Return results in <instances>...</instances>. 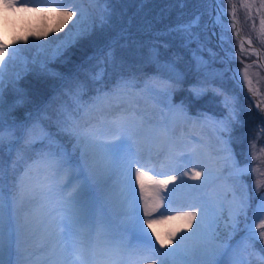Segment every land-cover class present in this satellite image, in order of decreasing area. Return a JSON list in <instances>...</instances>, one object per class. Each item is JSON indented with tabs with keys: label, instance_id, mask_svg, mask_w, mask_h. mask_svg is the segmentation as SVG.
<instances>
[{
	"label": "rangeland",
	"instance_id": "1",
	"mask_svg": "<svg viewBox=\"0 0 264 264\" xmlns=\"http://www.w3.org/2000/svg\"><path fill=\"white\" fill-rule=\"evenodd\" d=\"M214 1L168 0L167 5L175 11L173 18L175 22L168 19L145 18L144 7L149 0H107V3L97 2V0H16V9H6L3 0L0 2V35L10 45L9 55L0 61L4 76L5 123L3 132H8V135L12 136L10 132L14 130L17 134L13 140L6 138L7 143L2 144L5 145L6 155L2 156L3 161H0L2 165L0 168L3 169L4 174L3 182L0 183V198H2L6 213L8 209L11 211L17 200L16 183L13 184V188L9 189L7 175L11 178L15 177V182L16 178L37 161L39 155L47 151L50 146V141L47 139L38 140L33 144L27 143V149L34 154L33 157L24 160L21 149L18 158L14 159L13 150L18 147L11 145V141L18 139L17 142H19L20 139H25L28 129L32 128L33 124L40 126L33 129L34 136L39 137L40 128H43L52 141L72 153V145L75 141L67 133L60 131L58 122L68 123L66 117L70 116L81 127L91 125L107 131L108 122L124 117L130 132L135 134V143L140 138L164 143L168 138L169 146L181 150L184 148L183 154H180V158L175 161L176 170L180 169L183 172H188L187 167H195V170L199 171L201 158L198 159V156L203 154L205 145H208V142L211 143L203 136L206 132L205 124H209L211 126L209 135H221L223 142L220 146L224 149L219 156L213 157L214 160L213 158L209 160L211 165L208 171L232 178L219 182L215 176L214 179H209L211 183L208 181L207 187L204 183L192 189L188 195L182 193L183 186L180 183L171 182L170 186L166 189L162 188L159 192L163 200L161 209L164 210L165 216L172 217L176 212H182L188 208L196 210L198 205L208 209V215L204 220L207 228L205 235L211 236L212 244L218 249L214 263L218 262L216 260H222L225 264H264V240L255 238L258 232L264 231V229L255 227L261 220H264V211H262L264 209V199H262L264 198V185L256 187L257 180L264 181V139H261L264 137V68L257 57V51L252 50L246 44H243V50H241L240 42L233 34L232 28L225 29V25H230V22L220 15L218 9L215 8ZM220 1L227 9L228 15L233 11L232 6L235 5V14L240 20L244 33L260 47L264 58V27L261 26V20L264 19V0ZM151 2L152 4L157 3H154V0ZM244 3L252 7L244 8L242 7ZM61 5L83 11L82 26L89 27L88 33L66 50L72 63H83L81 72L84 74L80 73L76 76V81L70 84H67L68 79L75 74L70 76L67 74L69 71H62L58 74L62 66L69 67V61L63 56L65 51L59 55H51L56 46L54 38L63 37L67 28L59 33L50 31L57 23V17L52 13L39 11L45 8H58ZM105 7L109 9L110 15L107 20L101 22ZM129 10L135 14L133 17L136 24L138 23L135 34H132L130 30H125L123 26L132 21V17L121 22L124 13ZM166 15L168 16V10ZM142 16L144 20L141 19ZM76 19H80L79 11L74 21ZM5 20L8 22L7 25H5ZM110 26H115L118 31L121 28L119 32L128 35L119 47L114 44L116 39L109 42L114 36L112 28H107ZM68 27H71V22ZM102 29L109 34L102 33L103 36H98ZM45 31H48L46 38H38L34 35ZM221 36H224L228 43L222 41ZM13 37L17 38L15 44L12 43ZM22 37H27V43L20 39ZM102 45L103 50L100 51ZM95 48L100 52L91 50ZM13 49L17 51L13 52ZM109 53L112 54L110 57ZM103 54H107L108 59H103ZM43 59H46V64L54 65V70L49 74L42 75L33 71L32 61ZM127 59L135 63V69L144 71L143 68H145L148 76L145 79L120 77V81L129 82V86L120 89L117 98L112 103L101 104L88 111L77 110L74 94L70 90L79 83L80 78L88 73L84 61L87 60L88 65H93L94 69L98 65L96 71L106 74L108 69L114 71L120 66L128 65ZM168 65H172L174 71H170ZM237 69L240 72L239 76ZM245 69H247V80L243 79ZM88 74L82 81H86ZM94 74L93 71L92 75ZM45 75L53 76V78H46ZM58 81L60 84L50 99L41 103L45 98L41 89L51 87ZM248 81H251L250 87ZM91 82H93L92 78L88 80V83ZM87 87L88 85H85V89ZM58 88L61 90L56 94ZM200 88H203L205 93L197 97L193 89ZM83 97L82 94L80 103ZM183 98H188L191 105L184 103ZM225 98L228 99L227 107ZM40 103L41 105L35 110H29L27 107ZM185 104L188 109L198 110L199 113H207L205 109L207 107L216 110L217 113L201 114L199 115L201 119L196 118L197 126L191 127L188 132L172 133L168 127L171 122L165 121L166 117L180 111V106L184 108L186 115H189ZM24 108L28 111L21 115ZM205 116L211 119L205 120ZM256 118L258 120L254 122ZM220 120H226L228 131H221L220 126L213 122ZM164 129L167 132L165 137H161ZM53 131L66 142L52 139ZM170 140H175V143L169 142ZM134 144L132 145L133 151L138 149ZM52 150H56L55 144H52ZM73 158L78 159V154H73ZM233 160L240 167L250 165L252 171L243 175L240 180H235L231 167ZM16 167L18 168L17 174ZM144 170L149 171L148 175L155 179L159 177L157 180H167L170 176H174L175 172L174 168L171 170L166 168L160 177V171L152 167L144 168ZM69 173H60L46 166L33 167L30 170L32 178L47 177L46 184L53 181L58 183L67 181ZM135 188L137 196L132 197L131 200L129 197L128 201L116 202L118 207L131 210L135 208L138 201L142 212L143 201L138 196L139 186ZM239 188L237 199L232 202L231 198ZM198 190L200 192L195 195ZM194 195L201 199L196 206L187 200L188 197ZM165 196L185 199L186 203L170 210L163 198ZM212 196L215 197L214 201ZM241 201H244L245 207L243 212L237 216ZM124 202L128 204L123 205ZM159 217L160 215L155 218ZM173 220L157 224V231L161 235L173 231L175 224ZM234 220L236 221L235 227L233 226ZM154 239L155 236H153ZM186 242L187 240L184 244L193 249L198 243L193 240L188 245ZM156 247L159 248L157 245ZM172 247H175V242ZM160 251L165 252L168 249H160ZM175 259L184 264L179 257ZM186 259L187 264H205L204 256L195 249Z\"/></svg>",
	"mask_w": 264,
	"mask_h": 264
},
{
	"label": "snow or ice",
	"instance_id": "2",
	"mask_svg": "<svg viewBox=\"0 0 264 264\" xmlns=\"http://www.w3.org/2000/svg\"><path fill=\"white\" fill-rule=\"evenodd\" d=\"M97 2L107 3V0H97ZM6 9H16V0H3ZM244 8H250L252 5L244 3ZM232 21L230 25H225V29L229 27L234 29L236 26L235 5L232 6ZM26 10V9H25ZM39 11L52 13L57 17V23L50 31L59 33L67 28V32L63 37H56V46L52 50L51 55H59L72 47L78 40L83 38L89 31L88 26H82L84 23V13L78 9L65 7L63 5L58 8H45ZM79 11L80 19L74 18ZM109 9L104 8L101 16V22L109 18ZM224 16L228 15L227 10L223 12ZM198 20V17H197ZM71 22V27L68 25ZM5 20V25H7ZM261 26L264 27V19L261 20ZM238 36V33H234ZM39 37H47L48 31L34 34ZM24 43H27V37L20 38ZM220 39L225 43L224 36ZM17 38L13 37L12 43L15 44ZM43 47V46H41ZM243 50V43L239 45ZM10 45L6 43L3 36L0 35V61H3L9 55ZM17 49H13V52ZM112 54L109 53V57ZM108 59V57H106ZM33 64L44 67L46 59L33 60ZM27 66V65H26ZM170 71H174L172 65H168ZM237 75H240L237 69ZM19 79V75H17ZM243 79L247 80V69L243 74ZM95 83V96L91 98L89 104H82L81 96L85 90V85L79 84L74 94V101L78 109L88 111L90 108H95L101 104H110L117 98L120 89L129 86V82L121 80L114 88H108L104 84V73L97 72L92 77ZM249 87L251 81H248ZM197 97L205 93L203 88L193 89ZM3 93H4V76L3 68H0V145L4 143V112H3ZM225 106H228V99L225 98ZM183 111V109H181ZM234 116V113H233ZM68 123L64 124L58 122L60 131L67 133L72 137L75 143L72 145V153H69L62 146L51 140V137L40 128L41 135L39 137L33 135V129L39 128V124H33L32 128L28 129L26 134V143L33 144L38 140H49L50 146L47 151L39 155L37 161L25 169L24 173L16 178L17 189V203L23 201L30 194H37L46 187L47 177L30 176V170L33 167L46 166L47 168L55 169L60 173L72 172L76 183L66 185L71 187V192L64 200V213L61 223L64 229L61 233L63 242L60 245L61 252L65 257L70 256L71 259L68 264H90L89 256L92 257V264H95V258L98 255H103L107 259L103 260L101 264H121V260L125 253L129 256L138 257L139 261H151V264H176V259L179 257L184 264H187V257L195 249L200 252L205 259V264H214V257L217 255L218 249L213 246L211 236L201 238L200 241L190 248L184 244V241L191 239V236L181 235L177 240V233L181 228H177L166 235H161L157 231L156 225L166 220L179 219L183 220L182 228L191 230L193 222L197 220L199 213L200 222L196 224V229L200 230L204 224L207 212L206 210L197 209L196 211L179 212L175 217L165 216L161 213L159 218H155V213L163 207V200L159 196V192L167 188V185L177 180L176 176H170L167 180H157L153 176L148 175L141 167L133 168L135 161L131 159L132 145L135 143L134 133H131L127 121L124 117L113 119L108 122L107 131H103L96 126L81 127L74 119L66 117ZM205 120H210V117L205 116ZM220 126L221 131H228L226 120L213 121ZM164 129L163 133L166 134ZM14 135V130L10 132ZM52 144H55V151L52 150ZM73 154H78V159L73 158ZM232 175L235 180L252 171L250 165L240 167L233 160ZM77 169L79 170L77 172ZM119 171L124 177V184L121 186L119 195L125 201L129 197L136 196L135 186H139V199L143 201L142 212L138 201L134 209H131L125 214L126 231L134 234L136 243L130 244L124 236L114 235L105 225L102 214L106 205L110 204L116 197L117 193L110 188L103 186V179ZM189 172H184L183 175H189ZM204 173L196 171L193 167L191 176L194 179H200ZM211 172L207 171L206 179H211ZM3 169L0 168V183L3 182ZM31 181V184H29ZM97 187H93V183ZM264 185V181L257 180L256 187L259 188ZM264 199V198H262ZM245 207L244 201H241L238 206L236 215L243 212ZM264 211V209H262ZM92 225L89 227V225ZM233 226H236V221H233ZM259 229H264V220H261L259 225L255 226ZM151 230V231H149ZM255 231V228H254ZM194 236L195 233H192ZM87 236L86 241L82 237ZM153 236L155 239L153 240ZM256 239L264 240V231H260L255 236ZM175 242V247H172ZM17 243L16 227L13 224L11 211L5 212V206L0 198V264H9L4 259L5 253H11L13 246ZM159 244V248L156 245ZM160 249H168V251L161 252ZM59 264H64L62 258Z\"/></svg>",
	"mask_w": 264,
	"mask_h": 264
},
{
	"label": "bare ground",
	"instance_id": "3",
	"mask_svg": "<svg viewBox=\"0 0 264 264\" xmlns=\"http://www.w3.org/2000/svg\"><path fill=\"white\" fill-rule=\"evenodd\" d=\"M1 1L2 0H0V2ZM181 109H183V111H181ZM169 118L172 121L171 131L173 133L188 132L191 127L197 126L196 118L201 119V117H197L194 115H186L185 110L182 106H180V111L175 112L173 115L169 116ZM199 124L200 123H198V125ZM210 129L211 126L209 124H205L206 132L203 133V136H205V139H207V141H210L211 143L208 142V145H205V148L203 149V154L198 156V159L201 158L199 171H202L204 173L200 179L192 178L191 171L193 168L191 167H187V171L190 173L187 176L183 175V170H176V167L173 166V161L170 159V152L172 148L170 146H167L166 141L163 144H159L156 141H150L149 139L140 138L139 141L134 144V146L138 149L132 151L131 154V159L135 161L133 168L138 166L141 167L142 170H144L143 167L150 166L154 161H151L152 152L159 151L160 149L162 150L161 155H164V158H159L161 163L158 167L155 162V167L158 171H160V177H162V173H164L166 168L170 170L174 168L175 172L173 175L177 177V183H180L183 186L182 193L184 192L185 195H188L192 189L197 186L203 185L204 183L207 187L209 179H206L205 177L207 171L209 170V166L211 165L209 163V160L215 156H219L224 149H222V147L220 146L223 142V137L218 134L209 135ZM161 137H165V134L162 133ZM210 172L212 174L211 180L214 179L215 176H217L219 182L232 178L228 175L223 176L220 173H215L212 171ZM157 179H159V177ZM76 182L77 181L74 179L73 173L70 172L67 181H62L59 183L54 181L49 182L46 184V187L39 193L30 194L23 201L14 203L13 207L11 208V214L13 224L16 227L17 243L13 246L11 253H5L4 259L8 261L9 264H59L62 258L64 259V264H68V261L71 259V257H65L60 248V245L63 242L61 233L64 229V225L61 223V220L65 215L64 200L72 190L70 186L66 187V185H70L71 183ZM123 184L124 177L121 176L119 171H116L112 175L103 179V186L110 188L113 192L117 193V195L115 199L104 208L102 219L106 227L114 235L124 236L127 240L129 231H126L127 225L125 222V214L130 210L125 208L121 209V207H118L116 203L124 200L123 197L119 195L121 186ZM170 185L171 183H169L167 186ZM93 187H97L95 182L93 183ZM239 190L240 188L237 189L232 196V202H235V200L237 199V193L239 192ZM199 192L200 190H198L195 195H197ZM195 195L188 197L187 200L194 203L196 206L199 204V200L201 199H199ZM163 198L170 210H173L175 209V207L186 203L185 199H176L175 196H171L170 198H168V196H165ZM214 198L215 197L212 196L213 201ZM131 199L132 197L130 196V200ZM127 204L128 202H124L123 205ZM198 208L206 210V212H208V209L202 207L201 205H198L196 207V210ZM196 210H193L191 208L185 209V211ZM8 211L10 210L8 209ZM179 212H176L173 217H175ZM159 215L161 214H159L158 212L155 213V217ZM173 221L175 222V224L173 225V230L181 228V231H179L177 235L178 240V237H180L181 235L191 236V239H187L189 245V242L191 243L193 240L198 242L201 240V238H207V236L205 235L207 234L205 223L200 230L196 229V224L200 222L199 213L197 216V220L193 222V228L191 230L182 228V225L184 224L183 220L174 219ZM91 226L92 225L90 224L89 227ZM180 233L181 235H179ZM192 233H195V235L193 236ZM82 239L87 241L89 237L84 236L82 237ZM157 246L159 247V244H157ZM125 255L128 254L125 253L122 259H125ZM100 259H107V257L104 256ZM127 259L128 260L126 264H141L138 257L136 256L128 255ZM177 261L179 260H176L177 264H181ZM142 264H151V261H143Z\"/></svg>",
	"mask_w": 264,
	"mask_h": 264
},
{
	"label": "trees",
	"instance_id": "4",
	"mask_svg": "<svg viewBox=\"0 0 264 264\" xmlns=\"http://www.w3.org/2000/svg\"><path fill=\"white\" fill-rule=\"evenodd\" d=\"M155 2H157V3L156 4H152L151 0H149V2L145 4L146 6L144 5L145 6L144 7L145 18L148 17L150 19L156 18V19H164V20L168 19V20H171V21L175 22V20L173 19L174 16H175V13H174L175 11H174L173 8H171V7L169 8V6L167 5L168 0H154V3ZM162 9H164V10H162ZM167 10H168V16L166 15ZM133 15H135V14L132 13L130 10L126 11L124 13V18L121 20V22H125L124 20H127L128 17H132V21L128 22L127 24H123V26H124L125 30H130V32H133L132 34H135L136 33L135 31L137 30L136 28H137V24L138 23L136 24V21H135ZM145 18H143V16L141 17L142 20H144ZM135 24H136V26H135ZM131 25H132V28H131ZM133 25H134V27H133ZM107 28L108 29L112 28L113 35H114L113 38L111 40H109V42H111L113 39H116L117 41L114 42V44L117 45V47H119L120 43L122 41H124L125 37L128 36V35L120 33L119 31L121 30V28H120L119 31H118V29L115 26H110V27H107ZM102 33H108V32L104 31V29H102V32L98 36H103ZM132 36H134V35H132ZM107 43H105V44H107ZM101 47L102 48H101L100 51L103 50V45ZM91 50H93V52H97V53L100 52L96 48L95 49H91ZM63 56L69 61V63H68L69 67L65 68V66H62L61 70L58 72V74H61L62 71H69V73H67V74H70V76L75 74V76L70 77L68 79L67 84H70V83H73L74 81H76V76H78L80 73L84 74V72H81L83 63H81V64L72 63V60L69 58L68 51H65L63 53ZM106 57H107V54H103V59H106ZM87 62H88L87 60L84 61V63L87 65V69L86 70H88V73H89V74L87 73L88 77L86 78V81H82V79L87 74L85 76H83L82 78H80L79 81H78L79 83L77 85H75L74 88L72 90H70V91H71L72 94H75L76 89H77L79 84L84 83L85 85H88V87L85 89V91L83 93V96L85 97V100L89 101L96 94L95 93L96 85H95L94 82L88 83V80H90L92 78L91 76H93L92 75L93 71H94V73L97 72L96 68L98 66L97 65L98 63L96 64L97 66L94 69L93 65H88L89 63H87ZM127 63H128V65L120 66V67H118V69H116L114 71L108 69L106 71V74H104V84H106L107 86H110V85H112L115 82H118V81L120 82V77H122V76H124V77L125 76H132V77L143 78V77H145L148 74V72L146 71L145 68H143L144 71H141V69H139V70L135 69V63L130 62L128 59H127ZM100 64L101 63H99V65ZM48 67H50V69ZM53 70H54V65L53 64H49L48 66H44V67H40L37 64H33V71L37 72L39 74H42V75L43 74H49V72H52ZM104 72H105V70H104ZM46 78H53V76H50V77L46 76ZM59 84H60V82L58 81L54 85H52L51 87H48V88L44 87V89H41L42 95H45V98L41 101V103H43V101H45L46 99H50V96L53 94V92L56 90V88H57V86ZM60 90H61V88H58L57 91H56V94H58L60 92ZM41 103L40 104H31V105H28L27 107H28L29 110H35L37 107H39L41 105ZM28 109L24 108L21 111V115H24V113H26L28 111ZM257 120H258V118H256V120L254 122H256ZM51 136H52V139H54V140H57V141H60V142L61 141L66 142L65 139H63L59 134L55 133L54 131H53ZM15 137H17V134H15V133H14V135L9 136L8 132H4V144L7 143L6 140H5L6 138H9L10 140H13V138H15ZM25 141H26V138L25 139H20L19 142L11 141L12 142L11 144L13 146H17L19 148V149L15 148L16 150L15 149L13 150V156H18L17 150H21V149H23V153L29 154L30 151L27 149V146H25L27 144ZM17 143H18V145H17ZM4 150H5V145H0V151H1V153H0V161L3 160L2 156L6 155V153H4Z\"/></svg>",
	"mask_w": 264,
	"mask_h": 264
},
{
	"label": "water",
	"instance_id": "5",
	"mask_svg": "<svg viewBox=\"0 0 264 264\" xmlns=\"http://www.w3.org/2000/svg\"><path fill=\"white\" fill-rule=\"evenodd\" d=\"M215 2L217 3V0H215ZM221 9H225V7L222 6ZM224 17H225V19H227L231 23V21H232V13H230V16L229 17L228 16H224ZM232 30H233V33H238L239 34L238 36H236L235 34L234 35L237 38H239V40H240L241 43H245L246 45L251 46L253 49H255L257 51L256 52L257 53V57L259 58L261 64L264 66V58H263V54H262V51H261L260 47L257 44H255L250 39V37L247 36L243 32V30L241 28L240 20H239V18L237 16H236V26Z\"/></svg>",
	"mask_w": 264,
	"mask_h": 264
}]
</instances>
